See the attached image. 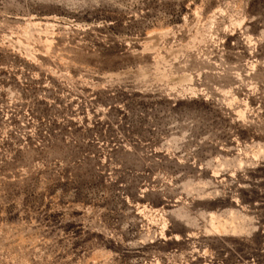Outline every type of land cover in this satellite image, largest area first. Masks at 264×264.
<instances>
[{"label":"rangeland","instance_id":"obj_1","mask_svg":"<svg viewBox=\"0 0 264 264\" xmlns=\"http://www.w3.org/2000/svg\"><path fill=\"white\" fill-rule=\"evenodd\" d=\"M0 264H264V0H0Z\"/></svg>","mask_w":264,"mask_h":264},{"label":"flooded vegetation","instance_id":"obj_2","mask_svg":"<svg viewBox=\"0 0 264 264\" xmlns=\"http://www.w3.org/2000/svg\"><path fill=\"white\" fill-rule=\"evenodd\" d=\"M220 150H223V148H222V147H220Z\"/></svg>","mask_w":264,"mask_h":264}]
</instances>
